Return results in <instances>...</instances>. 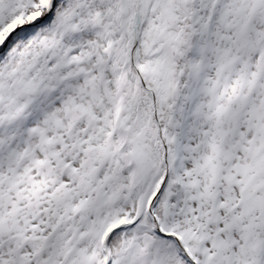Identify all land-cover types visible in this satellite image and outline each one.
I'll return each instance as SVG.
<instances>
[{
  "label": "snow or ice",
  "instance_id": "snow-or-ice-1",
  "mask_svg": "<svg viewBox=\"0 0 264 264\" xmlns=\"http://www.w3.org/2000/svg\"><path fill=\"white\" fill-rule=\"evenodd\" d=\"M0 264H264V0H0Z\"/></svg>",
  "mask_w": 264,
  "mask_h": 264
}]
</instances>
